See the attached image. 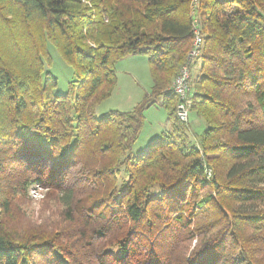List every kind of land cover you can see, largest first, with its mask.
<instances>
[{
	"label": "trees",
	"instance_id": "16d2710c",
	"mask_svg": "<svg viewBox=\"0 0 264 264\" xmlns=\"http://www.w3.org/2000/svg\"><path fill=\"white\" fill-rule=\"evenodd\" d=\"M138 54L150 93L99 115ZM158 105L171 128L136 152ZM0 264H264V0H0Z\"/></svg>",
	"mask_w": 264,
	"mask_h": 264
},
{
	"label": "rangeland",
	"instance_id": "374dc122",
	"mask_svg": "<svg viewBox=\"0 0 264 264\" xmlns=\"http://www.w3.org/2000/svg\"><path fill=\"white\" fill-rule=\"evenodd\" d=\"M48 49L52 56V64L49 68L59 79V84L55 92L64 93L67 90L68 82L74 78L73 67L62 59L56 47L51 42L48 44ZM116 68L118 75L117 86L111 97L99 105L97 110L99 115L112 109L129 110L132 105L139 102L143 96L150 93L152 77L150 64L146 55L138 54L126 56L117 62ZM156 100L160 103L163 101V97H157ZM145 115V126L141 132L136 152L139 145H142L148 136L155 133L157 126L159 129L164 128L168 117L162 105L148 108ZM195 117H197V115L191 110L189 121L191 124L189 127L192 132L197 134L205 128V121L203 118H200L199 120H201V123H199L196 121L198 119ZM31 193L34 199L39 200L42 197L43 191L42 189H32ZM33 209L37 211L39 205L34 203Z\"/></svg>",
	"mask_w": 264,
	"mask_h": 264
},
{
	"label": "built area",
	"instance_id": "2783aa9c",
	"mask_svg": "<svg viewBox=\"0 0 264 264\" xmlns=\"http://www.w3.org/2000/svg\"><path fill=\"white\" fill-rule=\"evenodd\" d=\"M194 31L195 35L193 41V48L190 51V61L199 54L200 47L203 43V35L196 21ZM191 77L192 75L190 66L186 65L177 74L172 83V90L179 97V101L176 108L177 117L179 120H181V122L187 124L190 121L191 112V102L189 100V93L191 90Z\"/></svg>",
	"mask_w": 264,
	"mask_h": 264
},
{
	"label": "crops",
	"instance_id": "0c3cea01",
	"mask_svg": "<svg viewBox=\"0 0 264 264\" xmlns=\"http://www.w3.org/2000/svg\"><path fill=\"white\" fill-rule=\"evenodd\" d=\"M143 97H144V96H143ZM137 103H138V102H137ZM137 103H135L134 105H132L131 109H132ZM129 110H130V109H129ZM146 112H147V110L145 111V113H146ZM195 118L198 119V120H196L197 122L201 123V120H199L200 117H195ZM194 120H195V119H194ZM170 128H171V122L167 119L164 128L159 129V127H158L157 130H156V134L151 135V136L148 138V140H145L146 145L148 144V142H150L149 139H151L152 137L159 136L163 130H169Z\"/></svg>",
	"mask_w": 264,
	"mask_h": 264
}]
</instances>
